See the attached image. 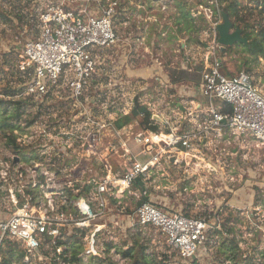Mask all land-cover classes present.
<instances>
[{
  "label": "rangeland",
  "instance_id": "rangeland-1",
  "mask_svg": "<svg viewBox=\"0 0 264 264\" xmlns=\"http://www.w3.org/2000/svg\"><path fill=\"white\" fill-rule=\"evenodd\" d=\"M115 1L118 5L114 7L112 23L116 42L95 54L98 66L89 79L83 98L78 101L70 98L71 91L64 85L47 98L37 99L25 94L26 78L20 63L25 45L40 35V17L47 6L62 2L65 9L77 10L83 6L91 12L102 13ZM198 1L191 0L187 5ZM203 1L209 4L211 0ZM239 1L243 9L241 16L252 27L247 31L260 34L264 30V0ZM165 11L167 14L161 18ZM173 12L172 0H0V100L4 101L0 126L13 122L20 127L14 132L17 143L25 141L27 145L32 139L42 144L47 139L55 141V149L48 151L49 159L41 163L40 157L28 152V146L19 147L17 151L10 148L9 129L0 130V164L7 163L10 154L18 153L21 157L17 163L27 169L33 167L32 163L40 162L46 166L50 160L56 165L65 164L66 172L75 171L81 164L84 176L74 178L78 183L81 180L87 182L91 177L101 181L109 172L119 179L136 159H149L143 156L144 146L137 138L148 131L139 127L140 119L118 134H113L109 127L114 126L120 117L130 115L137 102L147 107L153 117L164 105L175 119V132L196 134L191 148L159 147L158 152L164 160L153 166L145 178L146 195L142 191L143 184L137 182L125 192L116 189L112 196L107 195L108 209L100 220L91 223V228L82 230L81 236L73 235L64 244V255L69 260L76 255L81 264H136L135 257L143 252L152 264H246L247 260L251 264H264V146L246 135L233 136L230 144L224 145L213 134H199L196 127L184 122L188 121L186 118L192 111L182 114L176 99L182 96L187 106L191 99L186 95L199 93L200 86L195 83L174 85L167 80L172 70H194L200 65L206 70L215 60H220L235 76L242 72L250 74L255 87L264 96V55L255 57L246 51L244 43H237L229 54L222 56V50L228 48L220 44L211 23L208 20L209 23L203 22L200 15L182 30L176 29L178 37L175 34L174 41L172 33L159 36L160 32L156 30H166V27L171 30L179 24L177 18L171 21ZM148 27L152 30L151 35L142 32ZM142 37L146 39L144 43L148 39L150 42L159 39L161 43H154L155 48L151 46L149 51L146 44L141 46ZM242 38L248 44L245 32H242ZM117 43L122 48H114ZM156 62L161 67L160 81L143 72L150 75L153 69H158ZM21 89H24L21 96H6L10 91ZM17 113H21L19 120L14 118ZM152 121L153 126L158 127L156 132H171L172 128L158 119ZM97 127H101V144L98 155L92 153L90 156L86 141ZM64 144L69 147L70 160L65 153L66 163L54 162L55 155L62 152L56 145L64 147ZM76 155H84V160L79 161ZM169 156L173 159L168 160ZM5 188L0 184V220L7 219L14 212ZM87 194L84 189L83 196L87 197ZM145 198L171 213L210 221L217 219V232L211 235L194 260L182 263L159 230L137 224L136 210ZM96 225L104 228L95 239L98 256L94 257L87 255V250ZM232 242L237 244L234 261L233 253L228 250ZM133 248L132 257L125 258L124 253ZM22 253L19 245L9 242L0 250V264L6 261L11 264H56L51 259L58 256L55 247H45L40 257L29 261ZM229 256L231 261L227 260ZM64 263L73 264L65 259Z\"/></svg>",
  "mask_w": 264,
  "mask_h": 264
},
{
  "label": "built area",
  "instance_id": "built-area-1",
  "mask_svg": "<svg viewBox=\"0 0 264 264\" xmlns=\"http://www.w3.org/2000/svg\"><path fill=\"white\" fill-rule=\"evenodd\" d=\"M60 3L47 6L40 17L39 37L25 45L20 63L26 78L25 94L37 99L47 98L64 85L71 91L70 98L78 101L83 98L89 79L98 66L95 54L116 42L112 16L118 3L115 1L102 13L91 12L83 6L77 10L65 9ZM220 8L219 0H211L207 6H200L196 13L197 16L204 15L211 23L216 38L219 36L217 28L223 22ZM221 65L220 60H215L204 71L200 93L209 101V108L203 113L198 110L189 113L188 122L193 123L199 134L219 137L228 131L236 137L251 136L264 146V96L255 87L250 74L242 72L229 78L222 73ZM225 105L231 107L230 113L224 112ZM109 127L113 134L120 131L113 125ZM97 128L86 141L90 156L99 152L101 127ZM137 138L144 146L142 154L149 157L148 160L136 159L119 179L109 172L101 181L91 177L80 183L74 178H83L81 164L75 171L70 169L67 172L62 162L56 165L50 160L46 166L40 164L49 159L48 151L55 149L53 139H47L43 144L32 139L27 145L25 141H18L19 147L28 146V152L41 159L27 169L17 163L21 155L15 153L9 155L7 163L0 164V184L6 187L14 209L10 217L0 220V250L8 242L17 244L22 248L25 260L29 261L40 257L45 247H55L58 256L51 262L66 264L64 259L68 256L64 255V242L73 235L81 236L82 230L91 228V223L100 220L108 209L107 195L112 196L116 189L125 192L135 187L137 179L143 181L142 191L147 194L145 178L153 166L164 160L158 152L157 140H161L166 149H188L196 134H179L172 128L168 134L147 131ZM56 146L62 152L55 155L54 162L64 161L65 153L70 160L68 145ZM83 157L75 156L81 162ZM171 159L169 156L168 160ZM84 189L87 197L83 196ZM135 215L140 227L155 228L162 233L182 263L196 258L219 225L217 219L210 221L171 213L152 202L142 203ZM103 228L96 225L87 255L98 256L95 239Z\"/></svg>",
  "mask_w": 264,
  "mask_h": 264
},
{
  "label": "trees",
  "instance_id": "trees-1",
  "mask_svg": "<svg viewBox=\"0 0 264 264\" xmlns=\"http://www.w3.org/2000/svg\"><path fill=\"white\" fill-rule=\"evenodd\" d=\"M205 2L206 1L199 0L198 3L191 5V7H189L187 5V0H178L177 3L181 7L182 16L185 17L188 21H191V23H193V22H195V20H193L192 18L190 19V17H189L190 9L193 7L198 8L200 6H207L208 4ZM219 4L221 6V8H220L221 12L225 13L228 16V18L232 22L234 28H238L243 33L245 32V36L248 38V44H245L246 51H248L250 54H252L255 57L261 56L262 54L264 55V30H262L261 33L258 35H255L252 31H251L252 33L247 31L249 29H252V27L249 25L248 20L245 19L243 16H241L243 9L241 8L240 1L239 0H219ZM119 9H120V7H119ZM201 20L203 22H205L204 19H201ZM233 47L234 46H230V47H228V49L222 50V56L229 54L233 50ZM204 71L205 70H204L203 65L196 67L194 70H172L170 75H169V80L174 85L195 83L196 86H200L203 83ZM221 71L225 76H227L229 78L235 76L228 70L227 65L224 64L223 62L221 65ZM24 89H21L20 91H10L7 93L6 96L17 97V96L23 94ZM3 103H4V101L0 100V112L2 111L1 106L3 107ZM231 110L232 109L229 105H225V110H224L225 113H230ZM3 111H5V109H3ZM152 117H153V115L147 109V107L142 106L139 102H137L132 113L130 115H125V116H122L119 119H117L114 123V127L117 130H121L127 126H130V125L138 122V120L140 119L141 121L138 123L139 127L143 128L144 130L155 132L158 129V127L153 126ZM14 118H16V120H19L21 118V113H17ZM12 123H4L5 126L4 127L0 126V130L3 131L6 129H9L10 135L8 137V145H12L14 147V149L17 151V150H20V148H19V145L17 144V137L14 135V132L16 130L20 129V127H17ZM23 159L28 160L26 157H24ZM144 202H149V199L145 198L143 200V203ZM64 244H65V242H64ZM133 250H134V248L129 250V251H126L124 253V257L125 258L126 257H132ZM228 250L231 253H233L234 257L232 260L231 257L229 256V257H227V260L228 261H231V260L234 261V259H236V257H237V253H236L237 252V244L235 242H232L231 246L228 247ZM225 255H227V254L225 253ZM22 256H24L23 253H22ZM96 259L98 261H100V259H98V258H96ZM135 259H136V264H152L151 262H149L146 259L145 254L143 252H139L138 257H135ZM65 260L69 261L70 263H73V264L74 263H77V264L82 263L81 259L77 258L76 255L72 256L71 260H69L68 258H65ZM100 262H103V261H100ZM247 262L248 263H246V264H251L250 260H247ZM4 264H11V263L9 261L8 262L6 261Z\"/></svg>",
  "mask_w": 264,
  "mask_h": 264
},
{
  "label": "crops",
  "instance_id": "crops-1",
  "mask_svg": "<svg viewBox=\"0 0 264 264\" xmlns=\"http://www.w3.org/2000/svg\"><path fill=\"white\" fill-rule=\"evenodd\" d=\"M152 1V0H151ZM191 0H187V2H190ZM145 2H146V0H145ZM178 2V0H172V4H173V9H174V12L172 13V15H171V21L172 20H174L175 18H177L178 19V22H179V24L176 26V28L174 29V28H171V30L169 29V27H166V30H164V29H161V30H156L157 31V33L158 32H160L159 33V36L162 34H168V33H172V41H174L175 40V34H176V38L178 37V33L176 32V29L177 30H182L183 28H184V25H186V24H188V23H191V21H188L185 17H183L182 16V13H181V7L179 6V4L177 3ZM169 3L170 2H168L167 1V7H169ZM191 4V3H190ZM189 3H188V6L189 7H191V5H190ZM141 5L143 6L144 5V3H141ZM199 8V7H198ZM198 8L197 7H193V8H191L190 9V14H189V17H190V19L192 18L193 20H196V18L198 17L197 16V11H198ZM159 9H160V7H159ZM169 8H167V10H168ZM167 11H165V13H163L162 12V15L160 16L161 18L164 16V14H167L166 13ZM159 13H161V12H159ZM221 14H222V12H221ZM201 17H199L200 19H204V21H206V22H208L207 21V19L205 18V16L204 15H200ZM150 17H152V16H150ZM148 18V19H152V18ZM154 17V16H153ZM167 18H169V16H166V19ZM154 19H156L157 20V18L156 17H154ZM222 19H223V17H222ZM168 20V19H167ZM169 21V20H168ZM209 23V22H208ZM181 24V25H180ZM150 28L148 27V28H145L142 32L143 33H145V34H147V35H151V33H152V30H149ZM164 34V35H165ZM157 35V34H156ZM161 35V36H162ZM163 35V36H164ZM158 36V37H159ZM146 39L144 38V37H142V43H141V46H145V44H146V48H147V50H149V51H151V49H150V47L152 46V47H154V43H155V45L156 44H160L161 42L159 41V39H157V41H152V42H150L149 41V39H148V41H146V43H144V41H145ZM162 43H164L163 41H162ZM125 45L126 46H129L130 48H131V45L127 42H125ZM164 44H162V45H160V46H163ZM122 48V46L119 44L118 45V43L117 44H115V46H114V48ZM183 47H185L184 45H183ZM155 48V47H154ZM186 62H188V61H186ZM155 66H157V68L158 69H153L151 72H150V75H149V73L148 72H146V71H143V72H145L146 73V75L147 76H156L155 78H157V79H159V81H160V73H161V67H158L159 66V63L158 62H156V65ZM144 76V75H143ZM145 78V77H144ZM146 79V78H145ZM169 79V76L167 77V80ZM129 81V80H128ZM128 81H126V82H128ZM115 82H116V80H115ZM188 98L187 99H191V100H189L188 102H187V106L186 105H184V103L186 102V100H185V102L184 101H182V99H183V97L182 96H180L179 98H177L176 99V105H177V107L178 108H180V111H182L181 113L182 114H186L187 112H195V111H200V112H205L206 110H208V108H209V101L205 98V97H203L202 95H201V93L199 92V93H194V94H192V96H191V94H187L186 95ZM189 97H192V98H189ZM162 109V110H161ZM161 109H160V112L158 113V114H160V116H159V119H160V121L162 122H164V124L165 125H169L171 128H173V125L174 124H176L175 123V119L174 118H172L171 116H172V114H171V112H170V110L169 109H166L165 107H164V105H162V107H161ZM187 119V118H186ZM185 119V120H186ZM185 122V124H189V125H191V126H193V123H188V121H184ZM178 123H179V121H178ZM215 137H216V139H218L219 140V142H222L224 145L227 143V144H230V138L231 137H233L234 135L233 134H231V133H229L228 131H225L224 133H223V135H221V136H219V137H217V135H214ZM236 138H239V137H236Z\"/></svg>",
  "mask_w": 264,
  "mask_h": 264
},
{
  "label": "water",
  "instance_id": "water-1",
  "mask_svg": "<svg viewBox=\"0 0 264 264\" xmlns=\"http://www.w3.org/2000/svg\"><path fill=\"white\" fill-rule=\"evenodd\" d=\"M222 17L223 22L217 28L220 44H222L226 48L234 46L237 43L246 44L247 40L242 38V31L238 28L234 31V26L225 13H222ZM153 118L160 121L159 117L157 116H154ZM136 182L140 185L143 184L140 179H137Z\"/></svg>",
  "mask_w": 264,
  "mask_h": 264
},
{
  "label": "bare ground",
  "instance_id": "bare-ground-1",
  "mask_svg": "<svg viewBox=\"0 0 264 264\" xmlns=\"http://www.w3.org/2000/svg\"><path fill=\"white\" fill-rule=\"evenodd\" d=\"M157 147H158V149H159V147L160 148H164L165 146H164V143L161 141V140H157Z\"/></svg>",
  "mask_w": 264,
  "mask_h": 264
}]
</instances>
